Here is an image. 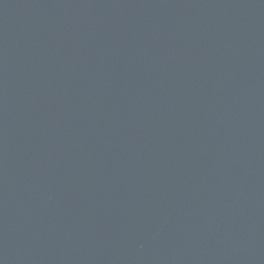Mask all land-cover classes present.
Segmentation results:
<instances>
[{"label": "water", "instance_id": "water-1", "mask_svg": "<svg viewBox=\"0 0 264 264\" xmlns=\"http://www.w3.org/2000/svg\"><path fill=\"white\" fill-rule=\"evenodd\" d=\"M0 264H264V0H0Z\"/></svg>", "mask_w": 264, "mask_h": 264}]
</instances>
